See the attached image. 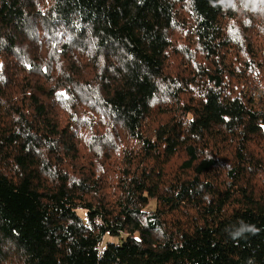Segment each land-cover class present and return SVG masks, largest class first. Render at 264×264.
Returning <instances> with one entry per match:
<instances>
[{"label": "trees", "instance_id": "16d2710c", "mask_svg": "<svg viewBox=\"0 0 264 264\" xmlns=\"http://www.w3.org/2000/svg\"><path fill=\"white\" fill-rule=\"evenodd\" d=\"M0 264H264V0H0Z\"/></svg>", "mask_w": 264, "mask_h": 264}, {"label": "rangeland", "instance_id": "374dc122", "mask_svg": "<svg viewBox=\"0 0 264 264\" xmlns=\"http://www.w3.org/2000/svg\"><path fill=\"white\" fill-rule=\"evenodd\" d=\"M155 206V202L154 201H151L150 205L148 206L149 209H152L154 208ZM78 213L83 217V218H86V211L85 210H82V209H79L78 210ZM110 238V237H109Z\"/></svg>", "mask_w": 264, "mask_h": 264}]
</instances>
